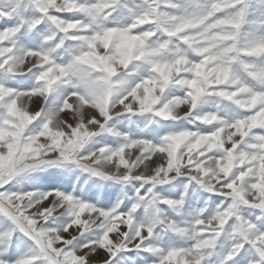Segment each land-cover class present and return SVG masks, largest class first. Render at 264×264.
I'll list each match as a JSON object with an SVG mask.
<instances>
[{"label":"snow or ice","instance_id":"6c2138e0","mask_svg":"<svg viewBox=\"0 0 264 264\" xmlns=\"http://www.w3.org/2000/svg\"><path fill=\"white\" fill-rule=\"evenodd\" d=\"M0 264H264V0H0Z\"/></svg>","mask_w":264,"mask_h":264}]
</instances>
